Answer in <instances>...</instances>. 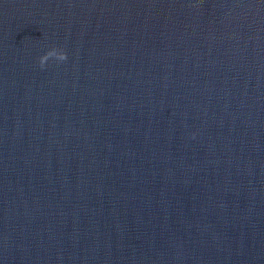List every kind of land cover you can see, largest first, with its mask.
Segmentation results:
<instances>
[{
    "label": "water",
    "instance_id": "95a60500",
    "mask_svg": "<svg viewBox=\"0 0 264 264\" xmlns=\"http://www.w3.org/2000/svg\"><path fill=\"white\" fill-rule=\"evenodd\" d=\"M0 264H264V0H0Z\"/></svg>",
    "mask_w": 264,
    "mask_h": 264
},
{
    "label": "clouds",
    "instance_id": "9594fccd",
    "mask_svg": "<svg viewBox=\"0 0 264 264\" xmlns=\"http://www.w3.org/2000/svg\"><path fill=\"white\" fill-rule=\"evenodd\" d=\"M65 62L68 59L67 53L62 49L53 48L40 58V67L43 69L47 66L49 60Z\"/></svg>",
    "mask_w": 264,
    "mask_h": 264
}]
</instances>
